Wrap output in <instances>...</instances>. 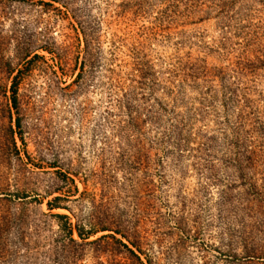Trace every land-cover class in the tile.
<instances>
[{"label":"rangeland","instance_id":"obj_1","mask_svg":"<svg viewBox=\"0 0 264 264\" xmlns=\"http://www.w3.org/2000/svg\"><path fill=\"white\" fill-rule=\"evenodd\" d=\"M0 264H264V0H0Z\"/></svg>","mask_w":264,"mask_h":264},{"label":"trees","instance_id":"obj_2","mask_svg":"<svg viewBox=\"0 0 264 264\" xmlns=\"http://www.w3.org/2000/svg\"><path fill=\"white\" fill-rule=\"evenodd\" d=\"M63 217V216H62ZM79 235H81V234H79Z\"/></svg>","mask_w":264,"mask_h":264}]
</instances>
